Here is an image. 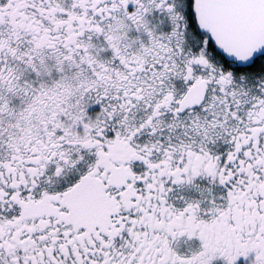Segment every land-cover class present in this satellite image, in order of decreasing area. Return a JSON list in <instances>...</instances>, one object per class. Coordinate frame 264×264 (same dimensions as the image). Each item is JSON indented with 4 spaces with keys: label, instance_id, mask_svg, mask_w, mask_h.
I'll return each instance as SVG.
<instances>
[{
    "label": "snow or ice",
    "instance_id": "obj_1",
    "mask_svg": "<svg viewBox=\"0 0 264 264\" xmlns=\"http://www.w3.org/2000/svg\"><path fill=\"white\" fill-rule=\"evenodd\" d=\"M0 264H264V0H0Z\"/></svg>",
    "mask_w": 264,
    "mask_h": 264
}]
</instances>
